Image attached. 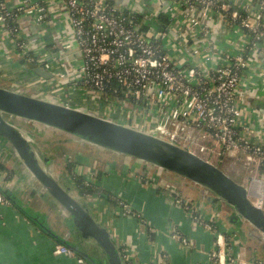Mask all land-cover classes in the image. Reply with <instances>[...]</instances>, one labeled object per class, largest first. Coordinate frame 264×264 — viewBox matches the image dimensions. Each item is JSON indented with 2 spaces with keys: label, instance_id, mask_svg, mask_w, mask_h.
Returning <instances> with one entry per match:
<instances>
[{
  "label": "built area",
  "instance_id": "obj_1",
  "mask_svg": "<svg viewBox=\"0 0 264 264\" xmlns=\"http://www.w3.org/2000/svg\"><path fill=\"white\" fill-rule=\"evenodd\" d=\"M165 1L0 0V40L52 76L59 98L81 90L97 106L96 113L79 110H107L102 117L110 120L122 116L125 125L216 166L230 158L264 171V140L246 122L241 93L264 72V0ZM31 28L38 30L33 40ZM106 93L122 99L106 100ZM83 198L97 209L94 197ZM177 204L212 234L213 264H264L188 202ZM8 205L0 193V206ZM255 236L264 244L263 235ZM172 238L181 241L177 232ZM54 254L85 263L63 245ZM121 256L127 264L128 256Z\"/></svg>",
  "mask_w": 264,
  "mask_h": 264
},
{
  "label": "crops",
  "instance_id": "obj_2",
  "mask_svg": "<svg viewBox=\"0 0 264 264\" xmlns=\"http://www.w3.org/2000/svg\"><path fill=\"white\" fill-rule=\"evenodd\" d=\"M53 11L56 16L58 8ZM30 34V39H36L38 30L31 28ZM39 70L46 75L33 70L21 56L11 51L6 40H0V87L94 112L95 107L81 90L70 93V98H59L57 94L61 92L56 90L52 76ZM241 93L246 122L256 130L254 137L264 140V72L254 75ZM99 116L102 117V114ZM111 120L124 124L126 118L112 114ZM80 147L83 152L79 154L77 163L71 165V174L83 177L103 194L94 196L98 207H91L92 212L97 221L109 229L121 253L128 256L127 264H213L209 260V253L214 248L212 234L197 226L177 200L188 202L204 219L214 220L221 230L231 235L236 246L246 248L248 258L263 259L264 262V244L258 241L252 226L246 221L230 222L234 211L226 205L221 207L220 212H215L200 198L201 189L194 184L155 166L93 145ZM2 148L0 142V150ZM0 164L4 166V170H0L1 187L12 189L19 203L45 219L54 233L68 237L69 230L61 213L38 193L36 185L31 184V177L17 169L8 156L4 155ZM223 164L235 175L249 171L237 159L228 158ZM53 167L52 164L51 173L62 179L61 171L56 167L55 173ZM62 173H65L64 169ZM252 173L264 180V174H259L261 172ZM227 174L253 191L258 182L264 186L263 180L252 183L246 176L242 175L241 181ZM111 199L117 203L111 202ZM59 222L65 235L60 233L56 224ZM175 232L180 235L181 241L172 238ZM183 239L186 243L182 242ZM58 245L11 203L0 206V264H79L75 259L56 256L54 250ZM82 246L96 258L98 252L92 245Z\"/></svg>",
  "mask_w": 264,
  "mask_h": 264
},
{
  "label": "water",
  "instance_id": "obj_3",
  "mask_svg": "<svg viewBox=\"0 0 264 264\" xmlns=\"http://www.w3.org/2000/svg\"><path fill=\"white\" fill-rule=\"evenodd\" d=\"M162 2L166 6V1ZM35 71L46 75L39 69ZM13 120L36 123L77 141L175 174L200 188V198L215 212H220L226 205L234 211L230 222L246 221L264 236V210L252 202L250 189L237 183L215 164L128 125L0 87V142L3 144L0 153L29 175L38 193L61 213L69 230L68 237L54 233L45 219L38 217L30 207L22 206L12 189L0 185V193L29 220L35 221L46 235L70 249L85 263L126 264L109 229L97 221L85 198L73 183L60 180L51 173L52 158L16 127ZM82 244L92 245L98 252L96 258Z\"/></svg>",
  "mask_w": 264,
  "mask_h": 264
},
{
  "label": "rangeland",
  "instance_id": "obj_4",
  "mask_svg": "<svg viewBox=\"0 0 264 264\" xmlns=\"http://www.w3.org/2000/svg\"><path fill=\"white\" fill-rule=\"evenodd\" d=\"M94 107L96 108L97 106L95 105ZM115 110H116V108H115ZM94 113H96V112H94ZM100 113L102 114V116L105 117V114L107 115L108 111L106 110L105 113H103V111H100ZM13 121H15V120H13ZM138 122L136 121L135 123L137 124ZM126 124H127V122H126ZM14 125L16 127H19L20 129H22L23 132L25 133V135L27 137L31 138L34 141V143L37 145V147L42 152H44L48 157L52 158V160H53L52 164L54 165L53 169L56 173V167H57L58 171L59 170L61 171L60 172L61 177L63 174L62 171H63V169H65L66 166H68V165L73 166V165H75V162L77 163L78 157L80 156L79 154L81 152H83L80 145H84L86 147L91 146V144H88V143L80 144L81 142L79 143L77 140L76 141L72 140V137L60 134L59 132H57L55 130H52L50 128L44 127V126L36 124V123L23 122V121L17 122L16 121L14 123ZM218 167L220 169H222L223 171H226L227 173L232 174L231 176H234L237 180H241L243 178L242 175L246 176V178H249V180L251 182H253L254 180H257V181L263 180V178L259 177L258 175H253L252 171H250V170L249 171H242V175H239V174L235 175L234 172H231V171L225 169L223 163L218 164ZM259 174H264V173L261 172ZM263 190H264V186H263L262 190L260 188L257 190V194L262 193ZM92 197H94V196H92ZM251 200L255 202L254 197H252ZM56 224H58L57 226H58L59 230L61 231L60 233H63V235H65V231H64V228L61 225V223L59 222ZM63 237L65 238V236H63Z\"/></svg>",
  "mask_w": 264,
  "mask_h": 264
},
{
  "label": "trees",
  "instance_id": "obj_5",
  "mask_svg": "<svg viewBox=\"0 0 264 264\" xmlns=\"http://www.w3.org/2000/svg\"><path fill=\"white\" fill-rule=\"evenodd\" d=\"M159 21L161 23V25H167V21L164 19V17L159 18ZM33 70H37L38 68L35 66H31ZM102 96L106 99V100H111V101H116L118 102L119 100H121L122 98L119 97L121 96L120 94H118V96L112 95L111 93H106L105 95L102 94ZM61 134V133H60ZM72 140H77L75 138L72 137ZM0 170H4V166H2L0 164ZM64 172L62 174V179L64 180H68L69 182L73 183L74 188L78 190L79 194L83 197H87V196H101L103 195L101 192H99L93 184L86 182L83 177L78 176V175H73L71 174V165H68L65 167ZM263 172V171H261ZM70 178V179H69ZM113 203H117L116 200L111 199ZM34 224L38 226V224L35 221H32ZM40 228V227H39ZM41 229V228H40ZM42 230V229H41Z\"/></svg>",
  "mask_w": 264,
  "mask_h": 264
},
{
  "label": "bare ground",
  "instance_id": "obj_6",
  "mask_svg": "<svg viewBox=\"0 0 264 264\" xmlns=\"http://www.w3.org/2000/svg\"><path fill=\"white\" fill-rule=\"evenodd\" d=\"M259 188L262 190L263 185L258 182L254 185V188H253L256 194ZM254 197H255V202L257 206L260 208H264V191H262V193H258L257 195H254Z\"/></svg>",
  "mask_w": 264,
  "mask_h": 264
}]
</instances>
